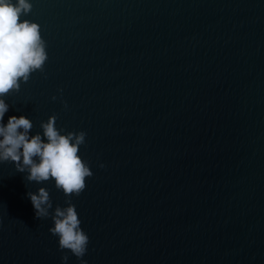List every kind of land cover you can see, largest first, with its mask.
I'll return each mask as SVG.
<instances>
[{
  "label": "water",
  "instance_id": "obj_1",
  "mask_svg": "<svg viewBox=\"0 0 264 264\" xmlns=\"http://www.w3.org/2000/svg\"><path fill=\"white\" fill-rule=\"evenodd\" d=\"M30 3L46 60L5 119L85 132L93 175L66 196L0 162V264H264V0ZM41 186L75 206L81 258L34 217Z\"/></svg>",
  "mask_w": 264,
  "mask_h": 264
},
{
  "label": "clouds",
  "instance_id": "obj_2",
  "mask_svg": "<svg viewBox=\"0 0 264 264\" xmlns=\"http://www.w3.org/2000/svg\"><path fill=\"white\" fill-rule=\"evenodd\" d=\"M30 8V0H0V162L10 160L25 181L40 184L51 180L66 196L78 195L86 187L85 178L93 175L90 165L78 154L85 132L62 131L56 127L55 116L42 121V132L35 133L30 131L32 121L23 114H10L5 119L10 105L4 96L18 90L20 80L26 81L46 60L38 25L23 18ZM25 195L34 217H51L48 231L57 237L58 248L81 258L89 236L81 227L75 206L57 205L50 213V193L42 186ZM66 261L67 256H62V264ZM81 264L87 262L81 259Z\"/></svg>",
  "mask_w": 264,
  "mask_h": 264
}]
</instances>
